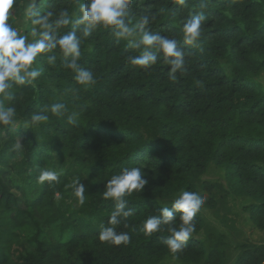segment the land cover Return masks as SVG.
<instances>
[{
    "label": "trees",
    "instance_id": "obj_1",
    "mask_svg": "<svg viewBox=\"0 0 264 264\" xmlns=\"http://www.w3.org/2000/svg\"><path fill=\"white\" fill-rule=\"evenodd\" d=\"M86 2L35 0L33 11L52 13L58 37L76 31L79 63L95 83L79 85L57 49L34 61L42 73L32 84H14L12 98L3 100L16 116L0 125V264H264V242L232 245L222 222L209 219L238 202L264 231V87L257 80L264 73V0H132L133 24L147 16L150 31L184 50L176 73L160 53L150 67L132 65L128 57L139 49L109 28L82 36L75 20ZM31 3L14 0L8 10L13 27L20 16L26 21L28 42L38 28ZM65 11L72 22L56 27ZM196 13L205 17L200 38L185 44L183 25ZM56 103L65 105L61 116L49 110ZM38 112L49 119L32 125ZM73 114L75 126L68 123ZM142 164L148 184L127 197L134 213L116 226L130 241H99L114 210L102 198L103 184L123 167ZM211 166L221 170L222 182L204 179ZM41 167L56 171L59 182L39 183ZM77 179L87 187L82 206L71 187ZM185 190L198 192L204 204L191 238L174 253L165 243L167 226L146 235L143 225ZM181 223L177 212L172 226Z\"/></svg>",
    "mask_w": 264,
    "mask_h": 264
},
{
    "label": "clouds",
    "instance_id": "obj_2",
    "mask_svg": "<svg viewBox=\"0 0 264 264\" xmlns=\"http://www.w3.org/2000/svg\"><path fill=\"white\" fill-rule=\"evenodd\" d=\"M14 0H0V125L7 126L14 122L16 109L13 106H5L4 99L12 98L13 85H30L42 73V69L33 67L34 61L40 54L51 53L59 50L63 61V67L75 73V81L79 85L89 86L95 83L94 74L80 63L81 47L80 37L75 30L69 31L63 36H57L53 31V23L50 22L51 12L41 15L33 11L35 0L28 6L29 15L34 17L32 24L33 41L28 42L27 37L20 34V29L8 23V10L13 6ZM132 0H87L80 6L81 15L75 20V24L82 25V36L87 37L92 29L97 26L109 28L117 40H124L129 47L139 49L140 54L128 57L129 62L141 69L150 67L158 59L157 53L168 59L171 65L170 71L176 73L184 67L185 52L178 47L177 40L153 33L147 28L149 18L142 17L138 23L133 24L130 20L129 6ZM205 19L202 13L194 14L187 20L182 28L185 44H193L199 40L201 25ZM68 13L62 12L60 18L55 21V26H63L71 23ZM38 37V38H37ZM170 58V59H169ZM57 56L48 57V62L54 64ZM50 112L57 116L65 113V105L56 103L51 105ZM49 119L44 112L33 113L30 123L39 125ZM68 123L77 125L75 116H68ZM21 145L18 143L17 147ZM40 167V166H38ZM143 164L136 167H123L119 173L111 176L101 192L102 198L114 202V210L108 219L109 226H101L98 239L101 242L119 246L127 244L130 237L126 232H118L116 226L122 220L133 215L134 209L129 207L127 197L133 192L142 193L148 184ZM87 178V177H86ZM39 183L59 182V175L54 170L41 167L37 177ZM77 179L73 182V195L79 205L85 203L87 187ZM204 199L198 192L181 191L172 202L171 207H162L159 214L151 216L144 222L143 231L146 235L160 232L164 226L171 235L165 243L172 252L180 251L189 241L195 231L194 217L200 211ZM180 213L182 223L179 227L172 226L176 220V213Z\"/></svg>",
    "mask_w": 264,
    "mask_h": 264
},
{
    "label": "rangeland",
    "instance_id": "obj_3",
    "mask_svg": "<svg viewBox=\"0 0 264 264\" xmlns=\"http://www.w3.org/2000/svg\"><path fill=\"white\" fill-rule=\"evenodd\" d=\"M26 25V21L23 17H19L16 20V27L20 29V34L23 35V30ZM258 82L264 87V73L258 77ZM205 180L211 181H223V174L219 168L211 166L204 177ZM241 203H234L229 201L226 209H222L218 212L217 216L210 214L209 219L212 220V224H218L222 222L223 230L228 234L229 240L234 245L243 240H248L252 243L264 242V231L256 228L249 220L247 215L242 210ZM172 264V263H168Z\"/></svg>",
    "mask_w": 264,
    "mask_h": 264
}]
</instances>
